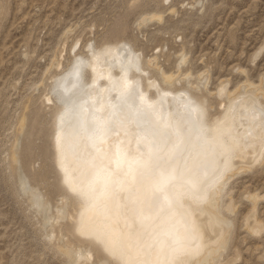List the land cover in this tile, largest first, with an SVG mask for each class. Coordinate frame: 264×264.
Wrapping results in <instances>:
<instances>
[{
  "label": "bare ground",
  "instance_id": "obj_1",
  "mask_svg": "<svg viewBox=\"0 0 264 264\" xmlns=\"http://www.w3.org/2000/svg\"><path fill=\"white\" fill-rule=\"evenodd\" d=\"M78 43L65 66L57 63L43 100L55 99L48 137L63 197L49 216V202L11 160L19 196L45 222L41 230L66 216L69 232L98 250L92 263L87 247L64 240L69 264L103 257L114 264L213 262L216 250L226 249L230 227L216 208L225 177L234 166L264 158L261 95L227 92L218 102L221 113L207 122L204 100L168 87L170 74H149L151 59L143 60L141 51L122 41L88 40L74 53ZM226 88L221 81L216 94ZM46 235H53L50 228Z\"/></svg>",
  "mask_w": 264,
  "mask_h": 264
},
{
  "label": "rangeland",
  "instance_id": "obj_2",
  "mask_svg": "<svg viewBox=\"0 0 264 264\" xmlns=\"http://www.w3.org/2000/svg\"><path fill=\"white\" fill-rule=\"evenodd\" d=\"M75 40L74 53H82L88 40L122 41L141 51L143 60L153 64L149 74L159 79L170 74L168 87L204 100L207 122L221 113L218 102L226 101L228 93L255 91L264 102V0H0V264H66L55 248H69L53 241L48 246L36 235L35 218L8 182L4 162L15 136L26 130L19 125L29 120L31 136H23V145L28 140L26 154L40 156L31 168L47 188L53 184L44 133L49 136L55 99L43 100L59 72L57 63H68ZM221 81L227 82V91L220 97ZM263 160L234 166L226 175L216 208L230 226L227 246L222 252L215 249L208 264H264ZM41 194L46 197L45 189ZM62 197H53L54 202L42 198L49 202V216ZM63 218L71 236L62 240L87 247L93 263L98 250L69 232ZM103 258L100 264H114Z\"/></svg>",
  "mask_w": 264,
  "mask_h": 264
},
{
  "label": "water",
  "instance_id": "obj_3",
  "mask_svg": "<svg viewBox=\"0 0 264 264\" xmlns=\"http://www.w3.org/2000/svg\"><path fill=\"white\" fill-rule=\"evenodd\" d=\"M23 123H24V125L22 127L26 128V130H25L24 134H23V131L19 134L17 146H15V148H13V149L11 148V146H9V148H7V150H6L7 154H8V158L4 162L5 169L7 170V177L6 178L8 179V182L11 185V183H12V176H11L12 166H11L10 161L14 160L16 165L22 171V173L25 177V181H27L30 185H34L36 187V190L40 194V197L43 198V195L41 194V190L45 189L46 197L44 199H47L50 202L51 201L54 202V200L52 198L56 197L57 195L60 194L61 186H60V183L58 180L57 171L54 167L52 150H51V146H50V138L48 139V133L46 134V132L44 131L45 130V128H44L43 131L45 132L44 135L47 138V151L49 153L48 161L50 162V167H51L49 174L51 175V177L53 179V184L50 185V188H47L46 184L44 182L43 176L36 174L31 168V165L34 164L37 159L40 160V156L39 155L28 156V154H26V149L28 148V145L30 143H28V140H27L26 144L23 145V136L24 137L26 136V138L31 136V134L29 133L30 122H29V120H28V122H25V120H23ZM28 133H29V135H28ZM11 136H12V134L10 135V137ZM38 200L39 199L37 198V201ZM55 202H57V201H55ZM22 203L24 204L23 201H22ZM60 204H62L63 206L66 205L65 208L67 207L66 201L62 202ZM30 216H31V218L36 217L31 213H30ZM62 217L60 219H58L57 221L51 223V224L50 223L48 224L46 222V228H44V230H41V228L45 226V222L43 224H39V222L37 221L38 219L35 218L34 223L37 226H36L34 231L38 237H42L44 239V243L47 244L48 246H49V243L51 241H53L52 244H56L59 242H62V244H63L64 241L62 240V238L65 234H66V236H71L70 234L67 233V228H66L67 224H65V225L61 224V221L64 220ZM48 228H50L52 230V233H53V235L50 237L46 235ZM55 253H59V256H61L62 260L66 264H68V262H67V254L69 253L68 249L60 250L58 248H55ZM98 256H99V253L97 251H94L93 258L94 257L96 258ZM71 264H76V263H71Z\"/></svg>",
  "mask_w": 264,
  "mask_h": 264
}]
</instances>
